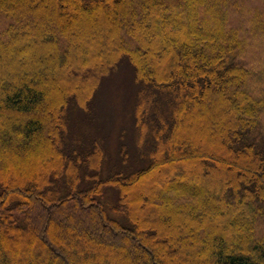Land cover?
Returning <instances> with one entry per match:
<instances>
[{
    "label": "trees",
    "instance_id": "trees-1",
    "mask_svg": "<svg viewBox=\"0 0 264 264\" xmlns=\"http://www.w3.org/2000/svg\"><path fill=\"white\" fill-rule=\"evenodd\" d=\"M252 1L0 0V264H264ZM123 63L143 150L113 167L68 129Z\"/></svg>",
    "mask_w": 264,
    "mask_h": 264
},
{
    "label": "rangeland",
    "instance_id": "rangeland-1",
    "mask_svg": "<svg viewBox=\"0 0 264 264\" xmlns=\"http://www.w3.org/2000/svg\"><path fill=\"white\" fill-rule=\"evenodd\" d=\"M258 6L260 5L255 4L252 0H241L240 7L245 15L249 12L251 14L255 12ZM232 16L234 24L242 27V22L245 21L243 16L238 14H232ZM253 44L255 45V49H257V51H254L255 57L262 59L261 51L264 50H260L261 45L256 46L255 43ZM262 44L264 47V42ZM139 90L140 86L133 79L131 67L124 63L123 65L121 64L104 81H101L97 97L90 111L87 114L78 112L71 116L68 130L72 133L76 129V133L73 131L74 137L79 138L78 134L80 133V140H83L80 130H84L83 132L87 131V135L89 134L92 137L102 136L105 146L108 149L109 162L113 167L119 164L122 158L121 155L127 151L130 153V159H133V154L139 156L141 153L140 150H143V147L139 146V149L136 148L137 146L133 143L135 134L129 130L132 127L131 124L133 125L134 123L133 109L138 98ZM115 130H117L118 134L115 133ZM124 130H126V134L128 135L126 137L122 133ZM137 149L139 150V154H137ZM80 216L84 217L82 215Z\"/></svg>",
    "mask_w": 264,
    "mask_h": 264
}]
</instances>
